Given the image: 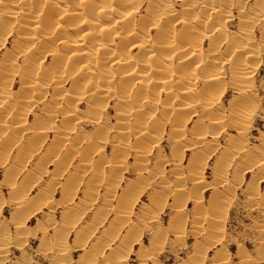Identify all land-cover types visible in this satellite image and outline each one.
<instances>
[{"label": "bare ground", "instance_id": "1", "mask_svg": "<svg viewBox=\"0 0 264 264\" xmlns=\"http://www.w3.org/2000/svg\"><path fill=\"white\" fill-rule=\"evenodd\" d=\"M240 1L244 3L248 0ZM240 1L238 0L237 2L241 3ZM252 1L253 4L249 5L250 9L248 10L252 14L255 12L258 14L257 17L255 16L254 22L245 20L249 13L243 16L248 10L244 5H241L236 8L240 13L236 27H239L241 31L229 32L227 24L234 19V16L229 13V6L232 5L233 0H0V52L7 41L12 36L14 37L11 41L12 45L10 44V50H3L4 53L0 56L2 57L0 58V66H2L1 68H3L4 72H0V163L3 165V162H5V167L8 166L5 170L8 171L9 169V172L11 171V177H13V174L17 176L16 171L21 169L19 165L26 162V167L23 171L21 170L24 173L33 156L38 155L39 151L43 150L44 153L41 152L43 153L42 157L24 174L23 179H27V184L33 183L34 178L35 181L38 180L36 179L38 177L42 179L46 165L52 164L56 167L54 178H57L58 173L65 169L69 162H72V157L73 160L79 161V164L80 162L83 163L82 167L79 165L80 171L76 169L67 176L62 184L57 181L60 187H64L66 183L65 187L68 184L73 191H70V189L64 192L61 191L62 196L56 203L54 200L46 202L47 200L44 199L45 202L44 200L36 201L37 205H34L35 196L26 198V195L23 194L26 191L16 192V189L13 190V187H11V193L19 194L26 198L25 200L20 198L21 200L19 201L24 200L23 203L16 204L17 208L15 207L16 211L19 212H22L26 208L25 206L29 207L30 211L27 210L30 212L29 215L24 212L27 215L22 218L28 221L39 213L41 209L44 210V207L52 211L56 206L71 204L78 193V187L75 186H79L80 182L84 181L81 174L87 173L86 171L89 172V175L90 172L93 173H91L92 176L96 175L95 181L100 179L98 180L99 185L102 180L107 181L108 175L117 178V174L120 173L118 169L121 168H118V165L116 167V163H122V161H117L115 165L113 163L119 153L114 152L116 155L113 156L112 152V158L107 159L108 156L103 152L104 146L108 145L110 141H108L109 135L107 133L115 128L124 137V140L123 138L121 139V142L122 140L123 142H119L120 149L127 150L130 148L132 149L131 152L133 147L142 149L147 148L148 145L146 143L152 145L156 141L155 136H158L163 130L161 126H169L173 135L169 134L174 136V139H177V146H181V142L185 140L186 126L192 125L193 128L191 130L193 129V133L194 131L196 132V139L193 143L186 145L185 149L187 150L196 145H201L206 140L205 132L214 131L212 133L217 136L218 133L216 131L221 129V126H231L236 130L247 128V125L253 122L252 120L257 112L256 106H254V100L257 98H255L257 89L253 65L257 55L256 50L259 49H255V47L259 43H254L255 30L251 28H254L255 23L261 18L262 20L264 19V0ZM234 7L237 6L235 5ZM5 13L11 14L13 16L12 20L5 21L2 18ZM13 22H17L19 25V30L16 32L13 31ZM263 33L264 30L261 32L262 37ZM20 73L22 81H17L18 83L21 81L22 87L14 90L15 93L11 89V81L16 75L19 77ZM261 82H263V78ZM49 85L54 86V89H51V97H56L54 99L52 97L51 102L55 99L60 101L58 103L53 101L58 107L55 109L60 110L58 112L59 128L53 125L56 129L53 130L54 136L50 141H48V136L43 133L46 124L36 118L29 121L28 117L30 114L23 113L25 110L23 107L31 106L33 109V104L37 100H44L49 96L48 92L44 93V87ZM227 89H231L234 92V96H232L226 106L222 105L221 99L225 92H228ZM26 97L27 99L34 97L35 100H26ZM86 99H88L86 108L80 113L82 117L78 118L75 106ZM103 99H111L116 102L115 113L118 120L115 125L110 127L98 126V123L101 122L100 119H103L100 117L101 111L105 109ZM31 103L33 104L31 105ZM21 107L24 110L20 109ZM65 108H69L70 112ZM50 112L52 113V110ZM53 112L55 113V110ZM45 115L47 114L45 113ZM156 115L159 118H155ZM83 117H86V121H91L92 124L94 122L97 123L95 124L97 130L92 135L93 137L90 136L92 137L91 140H88L89 137L87 136L81 137L80 133L82 132H79L80 130L77 126L72 125L75 120L80 121ZM37 118L41 119L40 117ZM49 118L47 119L55 120ZM82 124L85 125L83 122ZM23 126H27L26 129L21 128ZM201 126H204L205 131ZM205 126L208 127L206 128ZM20 129H23V132H20ZM26 131L31 132V138L22 145L21 140ZM131 132H133L134 136L132 142L129 141L131 140L130 138L128 139L129 136L132 138ZM26 135H28V132ZM157 141L159 144V140ZM142 144H144V147L141 148ZM153 145L155 146V144ZM8 147H11V150ZM15 148L18 151L13 161L9 163L10 155L8 152L13 151ZM146 150L149 152L148 149ZM138 151L141 150H137L135 154ZM147 152L141 154L144 156ZM135 154H133L134 157ZM182 156H174L176 163H183ZM136 157L135 161L139 159ZM188 159L187 170L189 179L194 181V185L201 184L202 177H199L198 168L200 166H197V160L193 156ZM173 161L171 162L173 163ZM227 162L229 163V160ZM142 166H138L137 170L139 171V168L142 170ZM260 167H263L262 163H260ZM81 168L86 171H82L83 169ZM255 171H258V169ZM184 174L183 171L182 175L188 178ZM91 179L94 181V177H91ZM17 184L15 185L14 183V186H18ZM133 185L134 183L132 187L130 186L131 189L133 187L138 189L139 186L137 184L138 187ZM33 187H36V185ZM75 188L77 189L75 190ZM130 188H123L124 190H129L125 191L126 195L121 191L122 194L120 193L118 199H121V197L126 198L128 195L131 196ZM136 189L132 190L137 191ZM110 191L108 189L106 192L104 190L103 194L101 193L102 200L104 199V194L110 193ZM115 193L117 195V192ZM215 193L217 194V192ZM91 194H95V190L94 192H85L83 199L76 203L79 209H84L82 207L86 204L84 201ZM42 195L45 196L46 194ZM99 195L100 193L97 191L95 200L100 199ZM178 195L177 197H179ZM211 195H214V193ZM221 195L223 194L221 193ZM221 195L219 193L217 196ZM215 196L212 197L215 198ZM125 198H123V201H119V199L118 203L124 202ZM222 198H225V196ZM215 200L217 201L218 199ZM222 200H226V198ZM136 201L137 197L134 202L136 203ZM218 201L217 203H220V200ZM129 202L125 204L129 206ZM254 202H256L255 206H257L255 208L260 210L263 207L261 213L264 217V206L260 204L261 198H256ZM87 203L89 202L87 201ZM223 203L224 201H222ZM102 205H104V200ZM224 205L226 204L224 203ZM118 206L121 207V205ZM123 206L124 203L119 209L120 211H123ZM22 207L25 208L22 209ZM32 209L35 211L34 216L31 214ZM130 209H132L131 206ZM195 209H198V207ZM221 210L223 211L224 209ZM67 211L69 215L66 213ZM67 211L63 213L61 220L62 235L55 240L52 239L47 249L55 250L56 248L61 257L66 254L69 241H72V237H75V235H72L73 228L78 224V221L73 218L76 212L69 211V209ZM118 213L120 212L118 211ZM117 222L120 228L121 219H117ZM124 222L121 226H123ZM24 227L25 221L23 219L15 223L16 230H24ZM60 227L61 223L59 229ZM108 229H112L111 231L115 232L118 228ZM121 229L117 230L118 233L121 232ZM210 230L214 229L210 227ZM108 231H106L107 237L104 238L106 240H109L111 236L109 234L110 231ZM129 236L130 232L127 231L121 244L115 247L106 243V249L103 245L100 250L91 248L92 251L86 256L88 258H85L87 260L83 264L121 263L118 260V256L127 250L129 252L133 247L129 243L132 240ZM112 237L111 241H113ZM13 244L15 243L12 242ZM10 246L11 239L9 234L3 232L0 236V257ZM77 249L81 251V249H84L83 245L77 246ZM106 251H109L108 255ZM63 259L65 260V258ZM120 261L122 260L120 259ZM62 262L61 258V262L56 261L55 264H62Z\"/></svg>", "mask_w": 264, "mask_h": 264}, {"label": "rangeland", "instance_id": "2", "mask_svg": "<svg viewBox=\"0 0 264 264\" xmlns=\"http://www.w3.org/2000/svg\"><path fill=\"white\" fill-rule=\"evenodd\" d=\"M237 1L238 0H233L232 2V5L234 4V6L236 5L237 7H232L231 4V6H229L230 15L234 16V19L227 24V30L229 32H233L236 30L241 31L239 27H236L239 20L238 17L240 16L239 10L236 8L244 5L248 10L250 9L249 5L251 6L253 4L252 0L245 1L244 3L240 0L239 1L241 3H238ZM248 13L249 15H247ZM245 15L248 16L246 17L247 19H245L247 22H254L255 16L257 17L258 14L256 12L252 14V12L248 10L245 14H243V16ZM12 17L13 16L8 13L2 15V18L5 21L12 20ZM18 26L19 25L17 22H13L14 32L19 30ZM263 28L264 19L262 20V18L255 23L254 28H251L255 30H253L254 43H259L258 45L256 44L257 46L255 47V49H259L256 50L257 55L253 65V73L255 78L254 80L257 89V93L255 94V98H257L256 100H254V106H256L257 112L256 116L252 120L253 122L248 124L247 128L245 127L244 130H236L231 126H221V129L216 131L218 133V137L216 136V134L212 133L214 131L205 132L206 140L202 142L201 145H196L187 150L185 149L186 145L193 143L196 139V132L194 131L193 133V129L191 130V128H193L192 125L186 126L187 132L184 136L185 140L183 139L184 141L181 142V144L184 146H177V139H174V136H171L173 134L171 133V128L169 126H161V128L163 127V130L161 131V133H159V138L158 136H155L156 141L152 143V145L155 144V146L146 143L148 145L147 148H142L144 147V144H142V149H136L133 147L134 152H131L132 149L130 148L129 152V149H127L128 151L120 149L119 142L122 143L124 137H122V135L117 132V128H115L107 133L109 135L108 141H110L108 145L104 144L105 146L103 152L106 156H108L107 159H109L110 157L112 158V152L114 154H112L113 156L116 155V153L114 152L119 153L116 157L117 159L113 163L114 165L119 160L122 161V163L124 162L123 164L121 162L116 163V167L118 165V168H121L118 169L120 173L118 172L119 174H117V178L108 175L109 178H107V181H99L101 182L99 185L98 180L100 179H97V181H95L96 175L92 176V172H90L89 175V172L85 170L87 173L81 174L84 178V181L80 180L81 182H79L81 184L79 183V186H75L78 187V189L75 188V190L77 189L78 193L77 197H75L71 204H67L65 206L60 205L59 207L56 206L54 209H52V211L51 209L44 207V210L41 209L39 213H37L38 215L35 214V211H33L32 209L31 214L32 216H34L35 214V216L28 221H26L22 217H25V215H27L25 214L26 212L29 215V207H22V209L25 208L22 212L16 211L15 207L17 208V205L21 204V202L23 203V201L30 196H35V200L34 198V201L32 200L35 203L31 201V203H33L34 205H37L36 201H42L44 199L47 200L46 202L54 200V202L56 203L60 200V196H62L61 191L64 192L68 189H70V191H73L70 185L67 184V187H65L66 183L64 184V187H60L59 184H57V181L61 182L62 184V182L66 180L65 178H67V175H70L68 173L74 172L73 168L75 167H78L79 169L83 166V163L80 162L79 164V161L77 162V160H73L72 157L73 164L69 166L68 170H64V173L58 174L57 178H54V171L56 167L53 165L45 166V174L43 175L42 179L38 177L36 178L38 180L35 181L34 178L33 183H29L31 185L27 184L28 181L27 179L25 180V178L23 179V175L38 161V155L34 156V158L29 162V166H27L24 173H22L21 170L23 171V169L26 167V162L24 164L21 163L19 165V168L21 169H19V171L17 170V176L13 174V177H11L12 175L10 173L11 171L9 172V169L8 171L5 170V168L7 169L8 167H5V162H3V165L0 163V236L3 232H5L9 234V237L11 239V246L9 248L7 247L8 250L5 251L6 253L4 252V254L0 257V264H55L56 261L60 263L61 258L63 260L62 264H83L84 261L87 260L85 258H88L86 256H88L90 254V251H92L91 248L100 250L102 245L105 248L106 243L111 244L112 247L120 245L123 238L126 236L127 231L130 232L129 237H131L130 239L132 240H130L129 243H131L133 247L129 252H127V250L123 254H120L118 256V260L119 262H121L119 264H264V217L261 213L263 207H261L260 210L255 208L257 206H255L256 202H254L256 198H261L260 204L264 206V33L263 37L261 36V32H263L264 30ZM13 39L14 37L12 36L4 45L3 50H10V44L12 45L11 41ZM3 50L0 52V56H2V53H4ZM1 67L2 66H0V72L4 73L3 68ZM19 77L18 75H16L14 78H12L11 89L13 91L22 87L20 83L22 81L21 73ZM262 78L263 82H261ZM17 80H21L19 81L20 85ZM51 89L53 90L54 86L49 85L48 87H44V93L48 92L47 94L49 96H47L44 100L41 99L42 101L37 100L36 103H31V105L33 104V109L31 106H22L25 110L22 107L20 108L25 111H23V113L27 115L30 114L28 117L29 121H31L33 118H36L38 120H42L46 124L47 128L44 127L45 131L43 133L44 135L48 136L49 140H51V138L54 136V133L52 132H54L53 130L56 129V127L54 128L53 125H56L57 127L59 126L58 112H60V110L55 109L58 107L54 104L60 101L55 99L51 102V98L53 97H51L50 94ZM227 90L228 92L226 91L224 94L225 96L223 95V98L221 99L222 105L226 106L229 100L232 99V96H234V92L231 89ZM54 98L56 97H53V99ZM31 99L35 100L34 97H32ZM31 99H27L26 97V100ZM53 101L55 102L53 103ZM87 103L88 99L76 104V116L78 118L82 117L80 116V113L86 108ZM103 103L105 104V109L101 111L100 116L103 119H100L102 123L99 122L98 125L106 124L105 126L108 127L113 126L117 123L116 121L118 120L115 113L116 102L111 99H103ZM50 109L52 110V113L50 112ZM65 109L70 112L69 108ZM54 110L55 113L53 112ZM45 113L47 115H45ZM37 117H40L41 119ZM157 117L159 118L158 115L155 116V118ZM47 118H52L55 120H48ZM83 118L82 120H80L81 123L79 120H75V122L78 123L74 122L72 123V125L74 124L73 126H77L80 130L78 131L83 133H80L81 137L87 136L89 137V139H86L91 140L93 137L92 134L94 133L96 128L94 126H96L95 124L97 123L94 122L92 124L91 121V123L89 121H86V117ZM82 122L85 125H83ZM49 126H51L53 129L51 130V127ZM26 127L27 126H23L21 128L26 129ZM201 127H203V130L205 131L204 126ZM205 127L207 128L208 126ZM23 129H20V132H23ZM27 132L28 135H26ZM24 134L26 136L24 135L21 141L29 138L31 132L26 131ZM130 135L132 136V138L129 136L128 139L130 138L131 140L129 141L132 142L134 139L133 132H131ZM122 138L123 140L121 142ZM157 140H159V144L157 143ZM209 141L212 143H210ZM232 145L235 149L231 147ZM256 145L258 146V148ZM151 147L153 150L151 149ZM171 147L173 148L171 149ZM8 149L11 150V147H8ZM146 149H148L149 152H147ZM181 149L182 151L184 150V153L181 151ZM16 150L17 149H15L14 151H10L8 152V154L13 158V155L16 154ZM137 150L141 151H138V153L135 154ZM225 150L227 151V153ZM41 152L44 153L43 150L39 151L40 155L43 154ZM144 152H147V154L145 153L146 155H144L146 157L141 154H144ZM133 154H135V157L138 155L136 158H139V162L138 160L135 161L136 159ZM174 154L180 156L183 155V163H176ZM226 155H228V157H226ZM191 156H193L197 160V166H200L198 169L199 177H202L201 184L194 185V181L192 179H189L188 177L187 164L189 161L188 158L191 159ZM172 158L174 161L172 160ZM199 158H203V160ZM199 160L201 161L198 162ZM228 160L229 163L227 162ZM171 161H173V163ZM220 162H224L226 165L224 163L221 164ZM259 162L262 163V168L260 167ZM138 166H142L141 169L147 172L140 170V168L138 171ZM144 168H146L147 170ZM220 168H223L225 171ZM257 169L258 171H255ZM82 171H84V169ZM183 171L185 173L184 175H187L188 178H185L182 175ZM217 172L220 174H218ZM222 173L226 175L224 176ZM14 176L17 178L15 179ZM89 177L90 179H88ZM91 177H94V181L91 179ZM13 182L15 183V185L19 183L17 184L18 186H14ZM132 182L134 183L133 186H135L136 184L139 186L138 187L136 185L138 189L134 187L132 188L134 190L136 189L137 191H134L130 188V186L132 187ZM34 184L36 185V187H33L35 186ZM99 186H101L102 188ZM11 187H13V190L16 189V192L22 190L26 191L23 193L24 195H26V198L22 197V195L11 193ZM128 187L131 189L129 192L131 196L133 195V199L130 195H128L130 199H128L129 197L127 196L126 198L121 197L122 200L120 198L119 200L118 196L120 197V193L122 194L121 191H123L125 193L124 195H126L127 193L125 191H128L129 189H124ZM112 188L114 191L112 190ZM108 189L109 191L112 190L113 193H111L112 191H110V193L107 192L106 194H104V205H102L103 200L101 193L103 194L104 190L106 192L108 191ZM228 189H230V191H228ZM94 190L96 195L91 194L89 197H86L84 201L86 204L82 206L84 209H79L78 204L76 203L83 199L85 192H94ZM97 191L98 193H100L99 200H95ZM131 191H133L134 193ZM214 191L217 192V194ZM115 192H117V195ZM212 192L214 193V195H211L213 194ZM219 193L220 195L221 193L223 195L217 196ZM42 194L46 195L44 196ZM177 195L179 197H177ZM212 196H215V198ZM223 196H225L227 201L222 200L225 199L222 198ZM136 197L137 201L135 203L134 201ZM20 198H23L24 200L22 199L23 201L20 202ZM123 198L127 200L124 199V202L118 203V200L123 201ZM131 199L132 201H130ZM215 199L220 200V203H217L218 200L216 201ZM87 201L89 203H87ZM125 201L129 202V206L128 204H125L128 203ZM222 201H224L226 205L223 206L224 203L222 204ZM120 203H124L123 211L125 212V210H127L129 212L126 211L127 213H124L123 211H120L119 209H121L122 207V204ZM130 204H132L133 206ZM212 204H215V206H213ZM118 205H121V207ZM130 206L132 209H130ZM197 207L198 209H195ZM68 209L69 211L72 210L76 212L73 218L74 220L78 221V224L75 228H73L72 235H75V237H72L73 240L69 241L66 254H64V256L62 255L61 257L56 248V251L54 249H47L49 248L52 239L55 240L57 237H60L62 235L63 230L61 220L63 213H65V211H67ZM209 209L210 211L212 209V211L210 212ZM221 209L224 210L222 211ZM116 210H118L120 213H118V211ZM66 213L69 215L68 211ZM121 213L123 216L120 215ZM205 213L207 214L205 215ZM21 219L25 221L26 228L24 227V230H16L15 223L20 221ZM117 219H121L122 221L120 223V228L118 227L119 223L117 222ZM211 219L214 220L212 221ZM59 222L61 223L60 229ZM123 222L124 224L123 226H121ZM209 225H211V229L213 228L214 230H210ZM108 228H118L117 230H120L121 228L122 229L121 232L118 233L117 230H114L115 232H112V229ZM107 230L110 231L108 232L111 235L110 237H108L111 239V237L113 236V241L107 239L109 242L111 241L110 243L106 239H104L107 237ZM76 237L78 238L76 239ZM12 242L15 244L12 245ZM79 245H83L84 249H81V251L77 249V246ZM109 251H106L107 255L109 254ZM126 253H128L127 256ZM63 258H65L66 261ZM120 259L122 261H120Z\"/></svg>", "mask_w": 264, "mask_h": 264}, {"label": "crops", "instance_id": "3", "mask_svg": "<svg viewBox=\"0 0 264 264\" xmlns=\"http://www.w3.org/2000/svg\"><path fill=\"white\" fill-rule=\"evenodd\" d=\"M59 122V121H58ZM42 123L43 124H45L43 121H42ZM102 123V122H101ZM106 124H104V125H98V126H105ZM95 127V126H94ZM96 130H97V127L95 128V131H94V133L96 132ZM118 132V131H117ZM93 133V134H94ZM92 134V135H93ZM31 138V136L29 137V138H27V139H24V141H22V145H24L25 144V142L27 141V140H29ZM23 139V138H22ZM48 141H50L49 140V138H48ZM15 149H17V148H15ZM14 149V150H15ZM13 150V151H14ZM18 151V149L16 150V152ZM14 156L15 155H13V158H14ZM34 156H36V155H34ZM34 156H33V158H34ZM38 156H39V158H38V160L42 157V155H40V154H38ZM13 158H12V156H10L9 157V163H11L12 161H13ZM74 160H76V159H74ZM73 161V160H72ZM78 162V161H77ZM73 164V162H69L67 165H66V167H65V169H63V170H61L60 171V173H64V170H68V168H69V166H71ZM52 165V164H51ZM51 165H46V166H51ZM54 166V165H53ZM78 166V165H77ZM33 167V166H32ZM31 167V168H32ZM55 168V167H54ZM76 169H78V167H75V168H73V171H75ZM55 173H54V176H55V174H56V168H55V171H54ZM60 173H58V174H60ZM73 173V172H72ZM68 174H71V173H68ZM68 176V175H67ZM23 177H24V175H23ZM66 179V178H65ZM49 209V208H48Z\"/></svg>", "mask_w": 264, "mask_h": 264}]
</instances>
